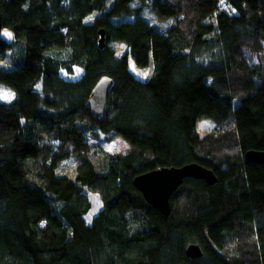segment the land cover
Here are the masks:
<instances>
[{
  "label": "trees",
  "instance_id": "16d2710c",
  "mask_svg": "<svg viewBox=\"0 0 264 264\" xmlns=\"http://www.w3.org/2000/svg\"><path fill=\"white\" fill-rule=\"evenodd\" d=\"M3 27L14 40L0 36V58L21 55L0 66L12 92L0 100V264H264V163L244 158L264 150V0H0ZM73 66L78 78L60 74ZM102 75L113 83L94 115ZM202 118L214 127L200 136ZM88 133L119 134L127 150ZM192 161L217 181L185 177L168 215L132 184ZM83 187L102 202L89 223ZM190 242L201 257L186 256Z\"/></svg>",
  "mask_w": 264,
  "mask_h": 264
},
{
  "label": "water",
  "instance_id": "95a60500",
  "mask_svg": "<svg viewBox=\"0 0 264 264\" xmlns=\"http://www.w3.org/2000/svg\"><path fill=\"white\" fill-rule=\"evenodd\" d=\"M97 33V43L102 48L104 46V28H99ZM112 83L111 77L107 75H102L94 83L87 100V105L92 114L99 115L104 110ZM244 158L248 162L264 163V150L247 149L244 152ZM185 177L203 179L208 185H212L217 181L212 169L192 161L178 166L164 165L138 173L133 177L132 184L148 204L161 214L168 215L170 212V196ZM185 254L189 258H198L202 256V249L199 244L190 242L185 247Z\"/></svg>",
  "mask_w": 264,
  "mask_h": 264
},
{
  "label": "rangeland",
  "instance_id": "374dc122",
  "mask_svg": "<svg viewBox=\"0 0 264 264\" xmlns=\"http://www.w3.org/2000/svg\"><path fill=\"white\" fill-rule=\"evenodd\" d=\"M139 2L135 1L134 6H139ZM225 5V3H224ZM142 6V5H141ZM233 9H231L232 11ZM141 14H143L144 17H146L150 23H152L155 27H158L160 29H163L164 26L169 25V20H156L154 17V14L147 6H142ZM97 15L96 12L91 13L86 19L88 21H91L95 16ZM133 16H126V17H118V18H132ZM169 21V22H167ZM10 34V35H9ZM0 36L4 38L5 40L11 42L14 40V35L11 29L3 27L0 30ZM113 47L117 50V52H122L124 49V45L120 42H110ZM16 47L17 49V56L14 54L16 51L14 49ZM12 54H11V53ZM59 55L61 58H65L67 56L66 50H60ZM245 55L248 57L249 52L247 50H244ZM21 55V48L19 45L13 46L12 48H9L5 51V54L3 57L0 58V66L3 67H11L13 66V63H15L19 60L18 56ZM250 63H252L255 60H248ZM82 68L79 66H73L72 73H67L66 70L60 69V74L68 79H76L82 74ZM12 97V92L10 90H7L0 86V100H9ZM214 127V122H212L208 118H202L197 121L196 123V130L198 135L203 136L206 132L211 130ZM109 136L106 137V135L99 133L97 136H91L89 133L87 134L88 141L93 144H97V146L104 150L106 153H119V152H125L127 150L128 144L123 139V137L119 134H108ZM100 156V155H99ZM67 163H70L68 161H64L63 165ZM71 164V163H70ZM96 166L99 167V162H95ZM83 192L86 194L87 198L90 201V208L89 210L84 214V219L86 222H90L92 217L101 209L102 202L99 197V194L95 191H92L87 188H82Z\"/></svg>",
  "mask_w": 264,
  "mask_h": 264
},
{
  "label": "snow or ice",
  "instance_id": "6c2138e0",
  "mask_svg": "<svg viewBox=\"0 0 264 264\" xmlns=\"http://www.w3.org/2000/svg\"><path fill=\"white\" fill-rule=\"evenodd\" d=\"M10 35V34H9Z\"/></svg>",
  "mask_w": 264,
  "mask_h": 264
}]
</instances>
